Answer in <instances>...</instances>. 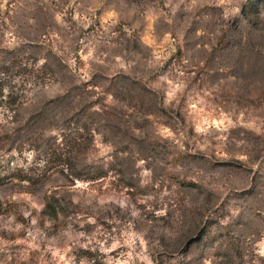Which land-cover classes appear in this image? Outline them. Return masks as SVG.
Here are the masks:
<instances>
[{"label": "rangeland", "instance_id": "rangeland-1", "mask_svg": "<svg viewBox=\"0 0 264 264\" xmlns=\"http://www.w3.org/2000/svg\"><path fill=\"white\" fill-rule=\"evenodd\" d=\"M0 264H264V0H0Z\"/></svg>", "mask_w": 264, "mask_h": 264}, {"label": "trees", "instance_id": "trees-1", "mask_svg": "<svg viewBox=\"0 0 264 264\" xmlns=\"http://www.w3.org/2000/svg\"><path fill=\"white\" fill-rule=\"evenodd\" d=\"M50 200H51V198H50ZM47 208H50V209H48L50 213H55V208H54L53 204L51 203V201H48Z\"/></svg>", "mask_w": 264, "mask_h": 264}]
</instances>
